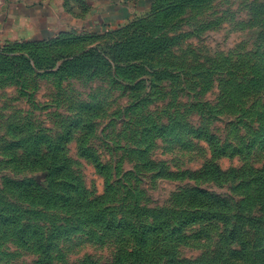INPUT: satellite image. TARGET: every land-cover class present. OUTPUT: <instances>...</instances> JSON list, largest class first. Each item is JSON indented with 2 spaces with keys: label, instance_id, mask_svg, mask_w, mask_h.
I'll use <instances>...</instances> for the list:
<instances>
[{
  "label": "rangeland",
  "instance_id": "rangeland-1",
  "mask_svg": "<svg viewBox=\"0 0 264 264\" xmlns=\"http://www.w3.org/2000/svg\"><path fill=\"white\" fill-rule=\"evenodd\" d=\"M149 14L125 83L0 56V264H264V0Z\"/></svg>",
  "mask_w": 264,
  "mask_h": 264
},
{
  "label": "crops",
  "instance_id": "crops-1",
  "mask_svg": "<svg viewBox=\"0 0 264 264\" xmlns=\"http://www.w3.org/2000/svg\"><path fill=\"white\" fill-rule=\"evenodd\" d=\"M154 3L155 0H0V53L12 62H19L22 70L37 71V96L46 89L45 79L58 75L63 87L62 74H69L63 79L87 77L93 83L97 74L110 65L114 68L112 73L125 83L124 69L134 61L115 62L107 57V64L101 63L102 68L86 74L75 73L80 72L78 68L59 69L65 60L80 58L106 40L113 42L119 31L133 22L148 15L151 19L153 15L149 12ZM132 38L127 35L122 41L128 43ZM26 61L33 66L26 67ZM98 92L100 89L95 90L96 95ZM53 96L52 92L48 100ZM25 100L27 104L30 101L28 97ZM51 100L57 102L59 98Z\"/></svg>",
  "mask_w": 264,
  "mask_h": 264
},
{
  "label": "trees",
  "instance_id": "trees-1",
  "mask_svg": "<svg viewBox=\"0 0 264 264\" xmlns=\"http://www.w3.org/2000/svg\"><path fill=\"white\" fill-rule=\"evenodd\" d=\"M137 21L133 22L127 28H131L135 25ZM127 28L123 31H119L118 34L126 32ZM122 38L125 37H116L113 42L111 40H106L102 46L92 47L89 50L85 51L82 57L74 59V60H65L60 66L59 70L62 69H71L78 68L80 72L75 73H83L86 74L88 71L95 70L97 68H102L103 65L101 63L107 64L108 58L113 59L115 62L122 61H134L137 62L146 57L149 53V46L147 43H143L142 40L132 38L128 43L126 41H122ZM110 42V43H109ZM7 56L0 53V56ZM108 57V58H107ZM150 58V57H149ZM8 59V58H7ZM9 64L11 66H18L20 63L16 61H11L8 59ZM5 64V63H4ZM104 64V65H105ZM26 67H32L30 61H26L24 64ZM4 69V67L2 68ZM93 72V71H92ZM69 74H62L63 78H67ZM62 78V79H63Z\"/></svg>",
  "mask_w": 264,
  "mask_h": 264
}]
</instances>
